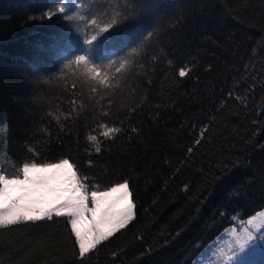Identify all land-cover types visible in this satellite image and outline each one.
Masks as SVG:
<instances>
[{
	"label": "trees",
	"instance_id": "1",
	"mask_svg": "<svg viewBox=\"0 0 264 264\" xmlns=\"http://www.w3.org/2000/svg\"><path fill=\"white\" fill-rule=\"evenodd\" d=\"M62 159L133 218L83 257L68 213L0 227V264H194L263 210L264 0H0V175Z\"/></svg>",
	"mask_w": 264,
	"mask_h": 264
},
{
	"label": "snow or ice",
	"instance_id": "2",
	"mask_svg": "<svg viewBox=\"0 0 264 264\" xmlns=\"http://www.w3.org/2000/svg\"><path fill=\"white\" fill-rule=\"evenodd\" d=\"M61 13L65 11L63 7L59 9ZM47 15L50 17L53 13L49 12ZM117 15H121L117 13ZM129 16L123 17L124 20H128ZM93 24L97 21L94 18ZM120 23L115 18L110 23H107L101 33H108L109 29ZM99 35V33H98ZM147 35L151 36L149 32ZM97 37L93 36L91 40L86 41L87 44L91 45L93 41H96ZM83 63L87 68V72L97 80L102 82L107 81V75L103 71L99 70V65L93 63L89 54H80L75 56V64L80 65ZM128 61H124L120 64V67L116 69L117 72L120 69L125 68ZM89 65H91L89 67ZM68 65H65L67 67ZM185 68L179 69V75L184 77L187 74ZM118 128H111L104 132L105 136H109L110 133L119 132ZM95 139V137H92ZM100 151L99 148L96 149ZM67 160H61L59 164L50 166L56 170L61 169L65 165H68ZM23 179L13 178L8 179L3 175H0V227L7 225H14L21 221H41L44 218L51 219L53 214L61 215L63 209H68L70 214L75 219L71 220L72 230L75 233L76 240L79 244V253L83 257L90 250H93L102 241L110 237L114 232L124 227L134 215L135 205L128 200L122 207L116 209L114 204L124 200L126 197H130L131 193L128 190V181L125 180L123 183L116 184L115 187L110 189V192L98 195L92 193V198L96 203V208L92 209L93 219L91 221V227L84 231L78 227L81 218L87 211L84 203L85 197L81 194L75 195L78 192L80 185L74 184L70 189L62 188L60 186L61 179L58 171H47L43 166L37 167L35 164L29 165L25 163L23 165ZM75 173L68 176L69 180H74ZM64 192H71L73 195H69L67 199H63V202H57L54 206L41 207L46 197L52 196L54 201H60L63 197ZM119 192L120 195L115 200L105 207H102L101 201L106 197L110 196L111 193ZM99 217V218H97ZM264 240V234L259 237L253 234H249L247 239L239 244L235 248L231 255L228 257L231 264H244V259L249 252V249L257 246V240Z\"/></svg>",
	"mask_w": 264,
	"mask_h": 264
},
{
	"label": "rangeland",
	"instance_id": "3",
	"mask_svg": "<svg viewBox=\"0 0 264 264\" xmlns=\"http://www.w3.org/2000/svg\"><path fill=\"white\" fill-rule=\"evenodd\" d=\"M69 163L65 165L59 170L52 168L50 166L59 164L60 161L49 163V164H35L38 168L43 166L47 171H58L61 179L60 186L62 188H71L74 184L80 185L79 190L75 195H83L85 197V205L87 211H85L84 216L81 218L78 227L81 231L86 230L87 228L91 227V221L93 219L92 216V209L96 208V203L92 198V193L95 192L98 195H102L104 193L110 192V189L115 187H111L110 189L99 191V190H88L81 179L78 176L74 166L68 159ZM29 165H33V163H29ZM72 173H75L74 180H69L68 176ZM8 178V177H6ZM13 179V178H8ZM20 179H23L20 178ZM129 190V187H128ZM69 195H73L71 192H64L63 197L60 201H54L52 196H48L45 198L42 204L39 206L41 207H49L54 206L57 202H63V199H67ZM120 193H111L110 196L106 197L101 201L102 207L107 206L108 204L112 203ZM128 200L134 204V202L130 197H126L124 200H121L114 204V208L118 209L122 207ZM62 213L70 214L68 209L61 210ZM71 215V214H70ZM72 216V215H71ZM76 217L72 216V219ZM99 218V217H97ZM249 234L256 235L259 237L261 234H264V209L256 212L252 216L244 219L230 227H228L223 233H221L213 242H211L205 250L197 257L194 264H231L228 257L231 255L232 251L239 246L244 240L247 239ZM264 260V240H257V246L255 248L249 249L248 254L244 259V264H260Z\"/></svg>",
	"mask_w": 264,
	"mask_h": 264
}]
</instances>
